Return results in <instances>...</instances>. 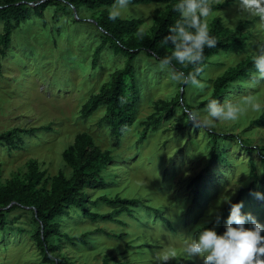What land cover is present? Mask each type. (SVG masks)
Returning a JSON list of instances; mask_svg holds the SVG:
<instances>
[{"label": "rangeland", "instance_id": "obj_1", "mask_svg": "<svg viewBox=\"0 0 264 264\" xmlns=\"http://www.w3.org/2000/svg\"><path fill=\"white\" fill-rule=\"evenodd\" d=\"M110 8L106 7L105 12L109 14ZM164 8L158 4H129L120 19H141L139 30L149 33L154 10ZM72 10L56 13L53 6L48 7L43 21L34 13L13 31L11 45L1 60L0 134L14 129L20 133H15L19 138L11 150L0 147V185L24 179L33 164L48 179L68 177L70 170L62 153L77 134L87 133L113 158L102 171L103 188L84 190L88 203L102 195H117L137 200L141 206L136 204L131 215L121 214V223H92L79 211L69 212L60 220V233L70 238L87 234L88 245H74L60 237L53 241L58 248L52 257L62 256L73 264H163L160 258L174 251L175 256L167 264H203L202 258L192 259L185 254L184 243L195 239L203 228H215L223 234L230 214L226 197L231 203L242 201V213H251L264 225V199L252 194H264V111H249L237 121H212L196 129L186 126L182 105L175 109L162 105L176 101L181 90L191 106L208 98L217 77L254 56L257 47L264 45V24L259 18L242 13L239 0L208 17L209 26L217 16L233 29L239 22L248 25L242 30V51L210 58L199 78L206 84L203 92L193 86L181 89L166 71L159 69L157 60L141 53L135 62L140 85L135 121L115 139L99 124L104 107L87 118L81 111L109 82L111 74L123 67L125 59L103 51L92 68L97 44L89 42L95 39L90 32L96 31L91 24L104 8L91 11L81 6ZM255 72L226 90L228 100L252 94L264 105V80L253 82ZM204 109L199 110L202 119L206 117ZM211 131L225 135L227 143L220 144L224 161L209 163L211 143L206 132ZM197 176L201 177L199 191L196 184L191 186ZM94 207L93 212L100 214L113 210L101 203ZM27 210L9 214V228L0 232V264H53L42 261L32 237L36 224Z\"/></svg>", "mask_w": 264, "mask_h": 264}, {"label": "trees", "instance_id": "obj_2", "mask_svg": "<svg viewBox=\"0 0 264 264\" xmlns=\"http://www.w3.org/2000/svg\"><path fill=\"white\" fill-rule=\"evenodd\" d=\"M40 1L42 0H0V25L2 26L0 65L1 60L6 57V50L11 45L13 31L17 30L27 20H30L34 13L43 21L45 10L52 6L55 8L56 13L59 10L73 11L72 9H74L76 11L81 6L91 11L104 8L95 24H91L96 31L90 32V35L95 39L91 41V38L89 42H96L97 44L93 52L92 68H95L97 59L103 51H111L113 55L122 57L125 61L123 67L114 71L109 82L104 84L99 92L83 106L81 115L83 118H87L101 106L104 107L105 114L99 124L109 129L110 134L115 139H119L135 121L140 89L136 78L135 62L143 52L158 62L165 55L171 54L173 47L170 43H164V38L169 34L170 27L179 19V13L175 11V5L179 0H130V5L158 4L165 6L163 11L154 10L152 14L153 25L149 33L143 32V37L137 35L143 23L141 19L124 20L119 18L112 21L108 18L109 14L105 12V8L112 6L115 0H45L36 6L29 5V3L37 4ZM235 1L225 0L222 3H213V12L220 11ZM247 25V22H239L233 29L226 26L220 16L215 17L210 22L209 27L211 35L217 37L218 43L215 48H205L204 66L206 67L210 58L218 53L227 54L242 51L245 44V36L242 30ZM57 32H60V30H57ZM253 57H247L244 61L233 68L227 69L221 76L217 77L213 81L211 95L200 101L198 105H189L183 99L181 90L177 100L163 103V108L171 107L175 109L177 106L182 105L183 109L188 108L189 110L199 111L206 106L209 99H217L218 101L223 100L225 97L228 99L226 90L233 83L247 79L256 71ZM176 67L184 71L185 74L193 71L191 65L184 68L176 64ZM187 86L191 85H179L181 89H185ZM185 115L183 114L186 126L188 128L194 127L190 121H187ZM155 123H159V120H156ZM195 128L198 129L199 127ZM15 133L19 134L20 131L14 129V131L0 134V147L7 150L15 147L19 138ZM206 133L211 143L209 163L219 162L221 159V161H224L222 145L224 146L227 143L223 139L225 135L215 134L212 131ZM220 144L222 145L220 146ZM112 159L111 153L102 151L95 145L90 135L87 133L77 134L73 144L62 153V160L70 170L68 177L58 175L48 179L46 173L37 171V167L33 164L29 167L24 179L10 180L5 185H0V232L9 228L10 224H7V219L12 211L28 209L27 211L32 214V219L36 224V228L32 231V237L43 257L42 261L53 264H73L65 257L58 255L52 257L58 248L53 241L55 239L59 241L61 237L62 240L69 241L71 244L87 246V234L78 238H70L67 234H61L60 220L63 217H66L69 212L79 211L83 218L92 223L98 220L121 223L118 220L121 214L131 215L132 208L136 204L141 206V203L137 200L120 198L117 195L112 198L102 195L96 201H89L88 203V196L84 193V190L103 188L105 181L102 177V171ZM200 180L201 177L197 176L191 182V186L196 184L198 191ZM199 197L202 198V195L199 194ZM97 203L111 207L112 212L108 214L93 212V208ZM117 237L120 238V235ZM101 264H109V262L103 261Z\"/></svg>", "mask_w": 264, "mask_h": 264}, {"label": "clouds", "instance_id": "obj_3", "mask_svg": "<svg viewBox=\"0 0 264 264\" xmlns=\"http://www.w3.org/2000/svg\"><path fill=\"white\" fill-rule=\"evenodd\" d=\"M130 0H115L109 9V19L115 21L127 9ZM239 10L249 16L258 17L264 24V0H239ZM179 19L170 27L164 43H170L173 51L159 60L158 67L166 71L172 82L177 85H191L204 91L206 84L199 77L204 74L205 48H215L218 40L211 35L208 17L213 12V0H179L175 5ZM143 29L137 35L143 37ZM176 64L193 71L185 74ZM256 72L252 76L253 82L264 80V45L256 49L253 57ZM249 111H264L259 99L252 95L243 96L235 101L226 99L220 103L217 99H209L202 119L198 110L184 109L187 121L194 127L209 124L212 121H237ZM257 199H264V194L252 193ZM224 202L230 205V214L226 221L225 231L218 234L215 228H203L195 239L186 240L184 252L195 259L202 258L203 264H264V225L259 223L251 213H242L243 202L231 203L230 197ZM218 222V221H217ZM246 223L251 227L246 228ZM175 256V252L167 253L160 259L163 264Z\"/></svg>", "mask_w": 264, "mask_h": 264}, {"label": "water", "instance_id": "obj_4", "mask_svg": "<svg viewBox=\"0 0 264 264\" xmlns=\"http://www.w3.org/2000/svg\"><path fill=\"white\" fill-rule=\"evenodd\" d=\"M45 0H42V1H40L39 3H37V4H33V3H29V5L30 6H36V5H38V4H40L41 2H44Z\"/></svg>", "mask_w": 264, "mask_h": 264}]
</instances>
